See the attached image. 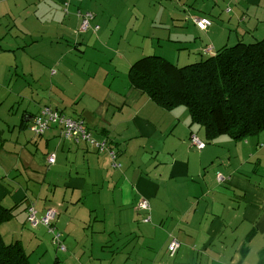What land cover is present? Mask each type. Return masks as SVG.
I'll use <instances>...</instances> for the list:
<instances>
[{"label":"crops","instance_id":"crops-1","mask_svg":"<svg viewBox=\"0 0 264 264\" xmlns=\"http://www.w3.org/2000/svg\"><path fill=\"white\" fill-rule=\"evenodd\" d=\"M11 1L15 5L19 3L18 16L27 12L26 8L37 11L45 6L58 10V5L52 6L43 0L34 7L33 3L26 5L25 0H0V16H9ZM57 1L66 7V13L67 6L72 7L74 3H80L79 7L87 6L86 0ZM238 2L243 13L241 18L245 21L248 17L252 24L248 25L249 32L255 38L263 37L264 0ZM77 10L69 19L70 29L74 27L72 34L80 25ZM0 25L9 27V32L0 36V61L5 59L0 62V202L6 207L16 206V217L28 216L27 208L31 204L39 215L49 208L57 211L55 227L62 243H67L65 253H57V262L63 263L64 259L65 264H84L80 259L79 263L74 262L76 252L68 253L69 237L76 233L77 227L82 228L91 221L96 208L102 210L100 215H105L102 220L96 216V222L107 224L110 218L112 221L108 228H100L99 233L109 236L100 246L103 255L90 257L89 264H112L115 251L120 252L112 247L116 237L119 240L125 234L137 238L152 235L157 228L155 221L164 224L167 209L168 213L176 215L171 222L170 238L175 236L181 242L175 255L169 254L171 264H264V170L260 172L262 167L264 169V130L240 140L219 136L199 150L192 145L191 136L197 134L207 141L201 136L205 132L198 124H191L185 106L165 110L149 96L132 88L128 78L110 85L104 93L106 100L92 94L91 100L84 103L79 101V94H70L75 117H81L99 140H108L118 152L116 161L121 164L120 168H114L107 152H96L88 142L64 139L60 126L51 127L40 141H35L31 129L13 125L19 124L24 108L33 112L30 109L36 105H39L38 110L45 104L58 109L66 107L56 93L68 92L66 83L70 77L66 72H71L72 87L76 85L77 76L71 70H64L66 65L59 46L67 39V46L75 42L74 50L82 51L89 42L91 35L88 34L95 32L88 31L83 37H72L71 31L57 32V36L45 41L44 36H35L39 31L37 21L36 25L28 24L24 28L10 22ZM195 26L200 32H208L212 31L213 24L206 30H201L196 23ZM13 28L18 29L12 35L13 41L1 44L12 34ZM219 35L217 33V37ZM40 46L46 54L45 60L53 58L62 70L45 65L42 53L36 54ZM29 48L35 49L34 55L28 52ZM212 48L200 45L198 50L209 54ZM19 51L23 55L19 56ZM24 56L30 64L35 62L37 69L32 66L27 70L28 64L21 62ZM201 56L196 60L203 58ZM8 57L13 59L12 63ZM5 64L11 65L6 67ZM19 78H23V83H18ZM117 78L114 75L113 79ZM34 87H41L42 91ZM33 92L41 94L34 97ZM8 93H11L10 99H7ZM40 98H43L41 103L37 100ZM81 103L84 106H80ZM78 108H83L81 114ZM51 153H56V163L49 166ZM35 192H45V199L42 200L41 195L40 200L35 199L32 195ZM143 199L149 201L150 210L139 208ZM74 219L82 221L74 223ZM131 222H138L142 228L138 232L125 231ZM38 227L49 233L45 226ZM33 238L38 246L43 242L36 234ZM104 248L110 255L108 258Z\"/></svg>","mask_w":264,"mask_h":264},{"label":"rangeland","instance_id":"rangeland-1","mask_svg":"<svg viewBox=\"0 0 264 264\" xmlns=\"http://www.w3.org/2000/svg\"><path fill=\"white\" fill-rule=\"evenodd\" d=\"M25 1L26 5L33 3V7L39 2V0ZM43 1H47L52 6L58 5L57 9L59 12L58 10L56 12L52 7L44 8L45 6H42L37 11L36 9L32 11L26 8L28 11L18 16L17 13L21 9L17 6L19 3L15 5L14 1H11L8 3L11 10L9 16H0V23L3 22L5 25L10 22L17 24L20 28H24L28 24L36 25L37 21L39 31L35 32V36L40 34L44 36L45 41L57 36V32L69 33L71 31L69 34L74 37L75 34H72L74 27L72 26L70 29L69 19L75 16V10L78 9L80 3H74L72 7L67 6L68 13H66V7H62V4L60 5L57 0ZM86 3L85 11L94 15L92 28L89 30V32L94 31V35L93 32L88 34V36L91 35L88 38L89 42H86L87 45L82 47V51L74 50L76 47L75 42L67 46V39L63 41V45L59 46L60 50L58 49L63 54L66 65L64 70H71L77 76L74 82L76 85L72 87L71 72H66L70 77V81L66 83L68 92L65 93L66 96L56 93V97L62 98L66 103V107L60 108V110L65 112L67 116L75 117L76 115L74 103L70 97L71 93L79 94V101L83 100L84 103L91 100L92 94L102 100H106L104 93L107 88L113 83H120L128 79L132 64L143 56L157 54L179 66H184L202 57L201 55L207 58L224 45L234 44L239 37H242L247 42H251L255 38L249 32L248 25H252L248 21L250 19L246 17L247 20L245 21L247 22H245L241 18L243 13L238 0H86ZM23 11L26 10L23 9ZM41 11L43 12L41 13ZM198 14L207 15L212 20V31L200 32L196 28L191 17ZM36 16H40L43 20L36 18ZM96 25L99 26V30H94ZM8 28L7 25L5 27L0 25V36L9 32ZM79 30L77 29L75 32ZM17 31V28H13L12 34L1 41V44H6L9 40L13 41L12 35H15ZM216 32L220 34L218 37ZM83 36H86V34H82ZM33 39L35 38L33 37ZM200 45L213 47L212 51L209 54H204L205 52L203 53L202 49L201 51L198 50ZM214 45L217 47H214ZM39 48L36 54L42 53L41 60L44 61L46 66L50 69L55 68V70L63 69L56 66L53 58L45 60L46 54H43V46ZM69 48L72 50H69ZM47 51L53 52L55 49ZM28 52L34 55L35 49L29 48ZM18 55L23 54L19 51ZM9 59L10 63H12L13 59ZM3 61L5 59H1L0 62ZM21 62L28 64L27 70L29 71L32 66L37 69V64L31 61V64H33L31 65L26 56L22 57ZM8 65L5 64L6 67ZM114 75L118 78L113 79ZM104 78L107 79V82H105ZM28 79L31 80L29 76ZM67 79L69 80L68 77ZM22 81L23 78H19L18 83L21 84L23 83ZM101 86L104 87L98 90V87ZM34 89L39 92L42 91L41 87H34ZM83 89L86 91H83ZM37 94L40 96L41 93L33 92L34 97H37ZM10 95L11 93L6 95L7 99H10ZM37 100H41L39 103L43 102V98ZM80 106H84V104L81 103ZM38 108L39 105H36L32 106L30 110L37 112ZM82 111L83 108H78L79 114ZM186 111L190 116L187 108ZM30 135L33 136L31 133ZM201 136L205 138L206 134L203 135L202 133ZM260 170V172H263V167ZM32 195H34L35 199H39L41 195L42 200L46 196L45 192H35ZM164 207L167 209L166 205ZM167 210L163 216L162 222L164 224L161 225V222H154L157 228L152 235L146 238H143V236L137 238L136 236L125 234L119 240L116 237V243L112 247H115L113 250H120V252L116 253L112 264H171L170 261L172 260L168 253L167 245L168 240L170 241L171 239L169 232L172 225L171 222L176 215L168 213ZM100 214H102V210L95 208L91 221L84 223L82 228L77 227L74 235L67 236L71 238V249L68 253L76 252L74 262L79 263L81 261L84 264H89L90 257L99 258L100 255H103L100 246L104 239H108L109 236L99 233L102 232L100 228H108L112 220L110 218L107 224H104L103 221L96 222V216H98L99 220H102L105 216ZM26 220L27 215H18L15 219L1 225V232L6 242H11L15 236H18L22 241L23 247L31 254L30 260L32 264H65L63 257H60V259H63V263L56 261L57 253L65 252L59 251L58 246L56 247L53 244L51 235L41 227L31 228ZM79 221L81 222L82 219L73 220L74 223ZM139 223H142V221ZM139 223L131 222L126 226L125 231L138 232L142 228ZM64 225L65 223H63ZM35 234L43 239L39 246L36 239L33 238ZM165 236L167 237L166 239L164 238ZM126 243L128 244L125 245ZM65 244L67 245V243ZM104 249L105 257L108 258L110 255L106 252L107 248Z\"/></svg>","mask_w":264,"mask_h":264},{"label":"trees","instance_id":"trees-1","mask_svg":"<svg viewBox=\"0 0 264 264\" xmlns=\"http://www.w3.org/2000/svg\"><path fill=\"white\" fill-rule=\"evenodd\" d=\"M86 14L94 18L93 13L85 11L84 6L79 7L76 16L80 19V25L77 28L80 30L75 32V35L82 37V34H86L92 28L91 19L90 27L81 30ZM202 17L205 16L194 15L191 20L195 23V19ZM129 80L132 88L140 94H146L165 110L185 106L190 113L191 124H198L204 130L206 144L221 135L240 140L257 135L264 130V36L254 38L251 42L239 37L234 44H226L207 58L194 60L184 66H179L157 54L143 56L132 64ZM46 107L67 116L65 112L50 104L42 106L37 113L24 108L19 124L13 127L18 126L19 129L27 127L32 130V126L42 116V111ZM30 117L32 120L29 119ZM67 117L83 122L86 132L91 134V138L96 143L102 141L94 136L81 117ZM57 124L58 122H51L44 133H36L32 130L35 141H40V138L51 127L58 126ZM82 141L84 140L74 142ZM88 143L96 152H99L94 143ZM107 144L113 149L109 142ZM51 154L56 156V153ZM115 154L118 158V152ZM49 166L52 165L49 164ZM120 167L121 164L114 166V168ZM15 208L16 206L6 207L0 202V264H32L30 252L23 247L22 241L14 238L11 242H6L1 232V225L16 217ZM37 216L41 219L44 215L37 214ZM27 221L31 228L36 227L32 225L29 213ZM39 225L42 224H37V227ZM52 226L57 231L55 221ZM46 229L54 241V233L47 227ZM115 253L119 252L115 251Z\"/></svg>","mask_w":264,"mask_h":264},{"label":"built area","instance_id":"built-area-1","mask_svg":"<svg viewBox=\"0 0 264 264\" xmlns=\"http://www.w3.org/2000/svg\"><path fill=\"white\" fill-rule=\"evenodd\" d=\"M92 19V16L90 14L85 15V19L83 20V23L81 25V30H86L90 27V21ZM195 23L201 30L208 29L211 24L212 20L207 17L197 18L195 19ZM96 29L99 28L97 25L95 27ZM41 117L43 119H41ZM36 120V123L34 126H32V130H34L36 133H44L49 127L50 123H57L58 126L61 128V136L66 140H74L79 142L81 139L84 141H88L90 143H94L96 145V148L99 152H107L113 159V166H120V163H118L116 158V151L115 149H111L109 145L107 144V140H102L101 142H95L91 138V134L86 132V129L84 128L83 122L74 120L72 118H69L65 115L59 114L58 111H55L54 109L50 107H46L42 111V116ZM191 143L194 147L201 150L205 147V142L198 137L197 135H193L191 137ZM49 164L53 165L56 162V156L55 154H51L48 158ZM139 208L150 210V204L147 199L141 200L139 204ZM28 213H29V219L32 222V225L37 226V224L41 223L45 227H47L51 232L54 233V243L59 247L60 250L65 251L67 248L62 243L61 234L56 231L53 228V222L56 219L57 211L54 208H49L45 211L43 214L44 216L39 219L37 214L38 211L36 207L31 204L28 207ZM146 220H151V217L148 216ZM181 245V242L179 239L175 236H172L168 245V252L171 256H174L175 253L178 251L179 247Z\"/></svg>","mask_w":264,"mask_h":264},{"label":"clouds","instance_id":"clouds-1","mask_svg":"<svg viewBox=\"0 0 264 264\" xmlns=\"http://www.w3.org/2000/svg\"><path fill=\"white\" fill-rule=\"evenodd\" d=\"M198 136V135H197ZM192 137V136H191ZM199 137V136H198ZM203 140V139H202ZM204 141V140H203ZM205 142V141H204ZM206 144V143H205Z\"/></svg>","mask_w":264,"mask_h":264}]
</instances>
